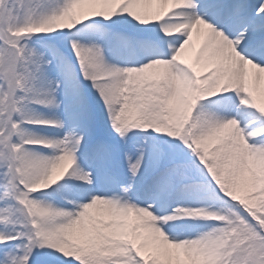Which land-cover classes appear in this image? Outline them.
Returning a JSON list of instances; mask_svg holds the SVG:
<instances>
[{
	"label": "snow or ice",
	"instance_id": "snow-or-ice-1",
	"mask_svg": "<svg viewBox=\"0 0 264 264\" xmlns=\"http://www.w3.org/2000/svg\"><path fill=\"white\" fill-rule=\"evenodd\" d=\"M0 264H264V0H0Z\"/></svg>",
	"mask_w": 264,
	"mask_h": 264
}]
</instances>
